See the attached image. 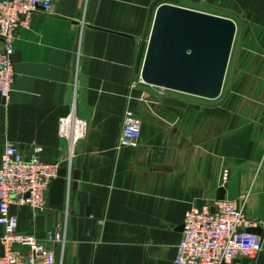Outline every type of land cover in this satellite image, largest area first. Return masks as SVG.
Listing matches in <instances>:
<instances>
[{"label": "crops", "instance_id": "crops-1", "mask_svg": "<svg viewBox=\"0 0 264 264\" xmlns=\"http://www.w3.org/2000/svg\"><path fill=\"white\" fill-rule=\"evenodd\" d=\"M162 2L235 22L231 71L217 98L140 79ZM13 43L14 79L0 100V154L7 142L24 156L39 146L40 157L70 178L61 206L9 205L19 232L43 240L63 222L56 264H174L185 211L211 207L222 188L227 200L247 193L246 217L256 223L249 227L262 239L255 257L231 264H264V0H52L16 30ZM126 111L141 121L134 146L118 144ZM69 112L87 121L72 147L57 131Z\"/></svg>", "mask_w": 264, "mask_h": 264}, {"label": "built area", "instance_id": "built-area-1", "mask_svg": "<svg viewBox=\"0 0 264 264\" xmlns=\"http://www.w3.org/2000/svg\"><path fill=\"white\" fill-rule=\"evenodd\" d=\"M51 1L0 0V100L8 97L14 79L12 55L16 30L27 28L33 12L46 9ZM140 127V119L126 111L119 146L136 145ZM86 130L87 121L73 112L58 119V136L68 140L70 147L84 137ZM40 152L41 147L34 146L31 154L24 156L16 144L7 142L0 154V225L4 229L0 236L3 246L0 264H56L53 247H63V222H57L40 240L19 232L16 215L9 211L11 203L28 206L33 211L49 209L47 192L58 176L60 165L44 161ZM65 178L68 189L70 178ZM225 179L223 172L222 182ZM246 200L247 193L232 200H215L211 207H189L184 213L174 264H231L238 256L255 257L262 249V239L245 231L250 224H256L246 217ZM15 245L22 248L15 249Z\"/></svg>", "mask_w": 264, "mask_h": 264}, {"label": "water", "instance_id": "water-1", "mask_svg": "<svg viewBox=\"0 0 264 264\" xmlns=\"http://www.w3.org/2000/svg\"><path fill=\"white\" fill-rule=\"evenodd\" d=\"M235 32L236 24L229 17L162 2L153 14L139 76L152 86L215 99L222 91ZM66 172V168H59L58 176L50 184V206L64 204ZM77 178L78 172L74 170L73 189ZM223 191L218 190L217 199L224 198ZM89 215L85 211L86 229L92 223ZM258 230L245 228L251 233Z\"/></svg>", "mask_w": 264, "mask_h": 264}, {"label": "rangeland", "instance_id": "rangeland-1", "mask_svg": "<svg viewBox=\"0 0 264 264\" xmlns=\"http://www.w3.org/2000/svg\"><path fill=\"white\" fill-rule=\"evenodd\" d=\"M232 60H233V58H232ZM232 60L229 59V63H228V67H227V71H226L225 79H224V83H223V86H224V87H225V85L227 84V80H228L229 75H230L231 66H232Z\"/></svg>", "mask_w": 264, "mask_h": 264}, {"label": "bare ground", "instance_id": "bare-ground-1", "mask_svg": "<svg viewBox=\"0 0 264 264\" xmlns=\"http://www.w3.org/2000/svg\"><path fill=\"white\" fill-rule=\"evenodd\" d=\"M249 233H251V232H249Z\"/></svg>", "mask_w": 264, "mask_h": 264}]
</instances>
